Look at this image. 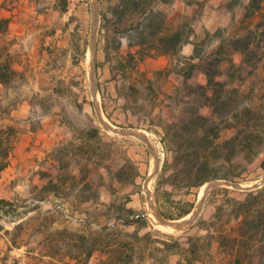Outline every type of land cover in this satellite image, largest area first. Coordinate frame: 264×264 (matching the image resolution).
Listing matches in <instances>:
<instances>
[{"label": "rangeland", "instance_id": "obj_1", "mask_svg": "<svg viewBox=\"0 0 264 264\" xmlns=\"http://www.w3.org/2000/svg\"><path fill=\"white\" fill-rule=\"evenodd\" d=\"M112 1L69 0L71 20L80 28L81 40L85 39L88 47L95 29L93 57L88 55L86 63L82 52L78 49L75 52L78 60H81L80 75L83 74L80 80L81 89L85 91V96L90 98L88 83L89 77L92 76L100 92L95 103L90 100L91 107L87 111L82 108L61 110L66 121L74 129L76 137L70 143H65L63 149L54 151L53 166L49 164L50 169L54 167L51 174L56 178L59 190L57 193L50 188L37 190L32 176L24 175L25 182L22 188L18 189L15 195L1 199L5 202L0 203V211L25 216L23 224L13 232L14 236H19L18 240L25 239L28 232L39 228L42 224L46 227L54 219L57 229V224L61 222L56 220L59 215H63L68 233L60 234L50 230L49 234L56 242L50 244L46 250L63 259L65 264L70 260L72 262L69 264L75 262L85 264L84 254L89 249L96 248H100L102 254H93L89 264H97L99 258H103L102 261L119 264L117 256L123 242L134 244L132 264L173 263L179 258L178 255L175 254L176 259L172 257L174 253L165 249L161 241L170 244L187 234L203 235L204 230H199L196 226L190 227L198 218L207 219L212 206L206 203L202 196L199 212L189 224L174 228L173 225H165L160 221L153 196L155 171L159 159L163 157L159 136L148 129V124L141 115V109L138 110L137 115L123 111V101L116 96L114 81L109 79V67L105 62V32H111L112 27L118 24L117 18H112L109 9ZM248 1L169 0L163 3L153 0L156 2L155 7L162 12L163 24L170 25L172 29L185 24L186 28L191 30L190 41L180 52L184 56L192 52L194 42L201 46H209L208 48L211 49L221 38L239 33L241 46L248 43V49L243 54L233 51L224 52L218 79L227 81L230 87L238 86L244 93L252 91L245 98V102L262 105L264 68L255 67V61H264V0L260 2L258 9L250 10V15L245 16L244 6ZM43 2L44 0H41L39 4L42 5ZM106 19L110 21L107 22ZM133 20H136L135 16ZM216 31L219 33H215ZM74 39L78 43L80 37L75 36ZM111 46L112 52L108 57L111 59L110 62H113L115 55ZM125 50V46H122L121 51L124 53ZM242 57L244 62L238 68ZM229 58L232 59L235 68H229L227 61ZM170 62L171 57L165 55L147 57L140 62L139 68L145 70L149 77L155 78L154 85H161L164 91H169L177 82L172 76L166 80L163 78V69L168 67ZM84 71L88 74L84 75ZM159 71L162 74H159ZM204 81V76L199 71H196L189 80L192 84L204 83ZM137 86L141 87V85ZM138 102H142L141 96ZM33 112L37 113V110L34 109ZM201 112L207 114L209 109L202 108ZM164 115H167L165 110ZM114 128H121L122 132H114ZM263 158L264 152L248 167L247 175L254 177L259 174L258 178L238 182L241 186H251L257 180L264 179V170L259 168ZM133 166L140 173L135 178V183L130 182ZM47 191L53 193L55 200L39 202L49 195ZM199 192L200 188L195 196V209L202 198L199 199ZM129 208L140 214L141 221L146 222L145 226L125 225L116 218L121 215L131 218L132 216L127 215ZM84 217L87 221L77 220ZM134 232L136 236L131 235ZM211 251L213 252L214 249L212 248ZM27 256L25 264H42L37 255ZM216 262L217 259L212 264H217Z\"/></svg>", "mask_w": 264, "mask_h": 264}, {"label": "trees", "instance_id": "obj_2", "mask_svg": "<svg viewBox=\"0 0 264 264\" xmlns=\"http://www.w3.org/2000/svg\"><path fill=\"white\" fill-rule=\"evenodd\" d=\"M261 1L249 0L244 6L245 16L258 9ZM155 4L153 0L111 2L109 9L118 24L105 32V62L116 96L123 101V111L137 115L141 109L148 129L159 136L163 157L153 183L155 208L163 218L178 219L192 211L201 185L214 180L236 183L258 178L259 174H247L249 165L264 152V103L248 104L245 98L252 91L244 93L238 86L230 87L227 81L218 79L224 52L243 54L248 49V43L241 46L239 33L221 38L211 49L194 42L192 52L184 56L180 52L189 43L191 30L185 24L175 29L163 24L162 12ZM4 21L0 20V26ZM110 46L113 62L108 57ZM122 46L126 48L124 53ZM160 55L171 57L163 78L172 76L177 82L169 91L154 85L155 78L139 68L145 58ZM227 61L229 68L236 67L231 58ZM243 62L242 57L238 68ZM258 66L264 68V61H255ZM196 71L202 73L204 83L189 82ZM8 78L7 67H0V80ZM261 98L264 100V90ZM202 108L209 112L202 113ZM259 168L264 170V158ZM132 169L130 182L135 183L140 173L135 166ZM48 188L56 193L59 190L57 182ZM204 198L212 211L190 228L196 226L205 233L180 236L170 244L161 241L165 249L178 255L176 264H212L216 259L217 264H264V185L244 191L218 186L208 190ZM127 213L132 217L116 218L125 225H146L139 213L130 208ZM131 235L136 236V232ZM120 248L119 264H132L134 244L123 242Z\"/></svg>", "mask_w": 264, "mask_h": 264}, {"label": "crops", "instance_id": "obj_3", "mask_svg": "<svg viewBox=\"0 0 264 264\" xmlns=\"http://www.w3.org/2000/svg\"><path fill=\"white\" fill-rule=\"evenodd\" d=\"M45 1L40 5L41 0H0V20H5L0 26V67H7L9 74L7 81L0 80V200L22 188L24 175L32 176L37 190L56 182L51 174L54 167L49 168L54 163L53 153L76 137L61 110L87 111L90 100L95 103L100 92L92 76L90 98L81 89V60L75 52H82L86 63L92 53L71 20L69 0ZM75 36L80 37L78 43ZM48 194L39 202L55 200L52 192ZM24 219L17 213L0 211V264H25L28 254L37 255L42 264H65L46 250L56 242L50 230L68 233L63 215L56 220L61 222L57 229L54 219L18 240L13 232ZM77 220L87 221L85 217ZM93 254L102 251L96 248L89 256L85 253V264L92 261ZM172 257L176 259L175 254ZM102 259L97 264H113Z\"/></svg>", "mask_w": 264, "mask_h": 264}, {"label": "water", "instance_id": "obj_4", "mask_svg": "<svg viewBox=\"0 0 264 264\" xmlns=\"http://www.w3.org/2000/svg\"><path fill=\"white\" fill-rule=\"evenodd\" d=\"M94 35H95V29L92 33V36H91V43H90V50H91V53H92V57L95 53V47H94V44H95V40H94ZM114 132H122V129L121 128H114L113 129ZM264 183V179H260V180H257L253 185L251 186H241V183H233V182H227V181H223V180H214V181H211L209 182V190L210 189H213L215 187H218L220 185H226V186H229L235 190H250V189H254V188H257V187H260L262 184ZM204 197V195H203ZM203 197L200 199L199 201V205L198 207L195 209L193 208L192 211L190 213H188L187 215L183 216V217H180L178 219H165L163 217L160 216V221L162 222V224H165V225H174L176 227H181L182 225H187L189 224L190 222L193 221L195 215L199 212V209L201 207V204H202V199Z\"/></svg>", "mask_w": 264, "mask_h": 264}, {"label": "bare ground", "instance_id": "obj_5", "mask_svg": "<svg viewBox=\"0 0 264 264\" xmlns=\"http://www.w3.org/2000/svg\"><path fill=\"white\" fill-rule=\"evenodd\" d=\"M248 186V185H247ZM209 188V184L208 183H206V184H204V185H202L201 187H200V192H199V199L209 190L208 189ZM208 189V190H207ZM207 190V191H206ZM198 199V200H199ZM199 202V201H198ZM174 226V225H173ZM174 228H179V227H176V226H174Z\"/></svg>", "mask_w": 264, "mask_h": 264}]
</instances>
